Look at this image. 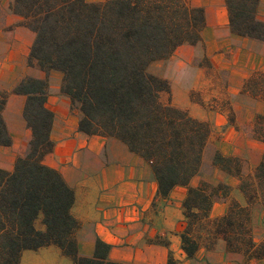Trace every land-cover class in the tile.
Segmentation results:
<instances>
[{"label": "trees", "instance_id": "16d2710c", "mask_svg": "<svg viewBox=\"0 0 264 264\" xmlns=\"http://www.w3.org/2000/svg\"><path fill=\"white\" fill-rule=\"evenodd\" d=\"M259 1L225 0L233 33L264 41ZM9 8L34 33L27 64L62 73L60 90L81 112L79 131L117 138L144 158L158 195L167 197L174 187L187 186L182 201L185 225L179 233L187 257L200 246L213 248L219 238L229 251L246 258L264 257V240L255 243L251 228V205L260 203L264 209V152L246 173L237 156L218 150L213 154L214 165L239 178L246 205L230 199L226 184L200 180L190 185L201 172L211 125L173 105L170 98L163 101L162 94L170 97V83L148 69L152 62L169 58L178 46L200 42L203 7L190 0H12ZM241 91L264 101V71L255 70ZM10 92L25 96L22 116L31 137L13 168H0V264H19L24 250L51 244L72 264H127L111 260L110 245L99 238L91 256L78 254L79 223L71 213L74 191L56 169L43 163L54 146L50 138L54 114L45 105L47 78L24 76L10 91L0 88L2 146L12 143L2 115ZM245 132L264 143V114H257ZM219 198L229 201L228 208L212 219L210 209ZM166 264H178L171 251Z\"/></svg>", "mask_w": 264, "mask_h": 264}, {"label": "crops", "instance_id": "0c3cea01", "mask_svg": "<svg viewBox=\"0 0 264 264\" xmlns=\"http://www.w3.org/2000/svg\"><path fill=\"white\" fill-rule=\"evenodd\" d=\"M11 1L0 0V6L7 7ZM190 2L204 9L205 24L200 42L178 46L169 58L152 62L148 69L169 81L173 105L187 109L193 117L209 121L211 134L219 131L218 138L208 141L213 152L218 150L225 156L242 157L248 171H252L261 159L264 143L228 124L222 111L206 109L191 98L192 91L213 85L211 73L207 75L208 69L195 64L194 59L207 58L215 74L217 70L224 71L223 87L231 96L236 124L250 126L257 114H264V101L241 89L255 70L264 71V41L239 36L230 30L225 0ZM257 17L264 21V0L259 1ZM19 19V15L10 14L5 20L6 26ZM24 27L0 28V87L10 91L24 76L47 78L45 105L54 114L50 131L54 146L44 156L43 163L56 169L74 191L71 213L79 223L75 236L80 256H91L99 238L110 245L108 257L111 260L127 264H166L169 251L178 264H264V257L246 258L242 253L229 251L221 238L213 248L200 246L193 257H187L179 236L185 225L182 201L187 186L174 187L167 197L158 195L154 174L144 158L117 138L79 131L81 112L60 90L62 73L56 70L46 73L36 64H27L34 33ZM19 34H25V40ZM211 97L217 104L216 93ZM24 101V95L10 92L2 112L12 138L11 145H0V168L5 170L13 168L15 159L24 153L31 137L22 116ZM208 145L203 154V175H195L190 185L195 186L200 180L213 185L226 184L230 188V199L246 205L239 178L214 165L212 156L209 161L207 152L205 156ZM206 162L210 167L203 171ZM228 202L223 198L214 201L210 218L225 214ZM37 227L43 229L40 222ZM251 228L254 242H262L264 209L260 203L251 205ZM47 254H53L54 260L42 259ZM19 264H72V260L51 244L24 250Z\"/></svg>", "mask_w": 264, "mask_h": 264}, {"label": "rangeland", "instance_id": "374dc122", "mask_svg": "<svg viewBox=\"0 0 264 264\" xmlns=\"http://www.w3.org/2000/svg\"><path fill=\"white\" fill-rule=\"evenodd\" d=\"M86 1H88V2H98V1H102V0H86ZM10 14L15 15V13H13L10 10L9 5H7V7L0 6V28H2V29H7V28L11 29L12 27H16V26L22 25V18L20 17L19 20L14 21L13 24H11V25H9V27H7L8 25L6 26V21L5 20H6L7 16H9ZM19 35H20L21 38H23L25 40V38H26L25 34H19ZM194 63L208 69V71H207L208 74L207 75H209V73H211L210 75H212V78H211L210 83H212L213 85L211 87H208V86L205 87L204 90H202V91H192L191 92V98L194 101H198L200 104H202V107H204L206 109L207 108H211L212 110L222 111L227 116L228 124H231V125L235 126L237 129L245 131V128L247 127V125L238 126L236 124L235 113L232 110V106L230 104L231 96L228 95V93H226V91H224V87H223V84H224V81H225L224 71H218L217 70V71H215L216 72V74H215L214 73V70H215L214 67L212 66L210 61L207 58H205V57L195 58L194 59ZM0 88L4 89L2 87H0ZM212 89H214V91ZM213 93H216V95L218 96V99H216L217 100V104H215L212 101L213 97H211V96H212ZM161 98H162L163 101H167L168 98H170V100H171V93H170V97L167 94L164 93V94H162ZM213 100H215V99L213 98ZM211 105H213V107H211ZM231 117L234 120L233 123L230 122V118ZM215 132L213 131V133L211 134V137H209V140H211L212 142H213V140H215L219 136L218 135L219 131L216 130ZM206 152H207V157H208V159L210 161L211 156L213 157V154H214L212 145L209 144L207 146V151H205V156H206ZM238 158L240 160L242 171L244 173L249 172L248 168L246 167V161L244 160V158H242V157H238ZM203 159H204V157H203ZM202 163H203V161H202ZM208 163L207 162L205 163V165L203 167V171H207L209 169L210 165ZM231 163L234 164L233 162H231ZM197 175H201L202 176L203 172L201 171ZM37 225H38V223H37ZM54 258L55 257H54L53 254H47V256L42 257V259L51 260V261L54 260Z\"/></svg>", "mask_w": 264, "mask_h": 264}]
</instances>
